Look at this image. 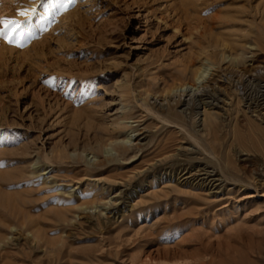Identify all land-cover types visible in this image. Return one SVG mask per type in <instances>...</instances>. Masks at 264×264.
Listing matches in <instances>:
<instances>
[{"label": "rangeland", "instance_id": "obj_1", "mask_svg": "<svg viewBox=\"0 0 264 264\" xmlns=\"http://www.w3.org/2000/svg\"><path fill=\"white\" fill-rule=\"evenodd\" d=\"M0 17L31 33L0 39V264H264V0Z\"/></svg>", "mask_w": 264, "mask_h": 264}, {"label": "bare ground", "instance_id": "obj_2", "mask_svg": "<svg viewBox=\"0 0 264 264\" xmlns=\"http://www.w3.org/2000/svg\"><path fill=\"white\" fill-rule=\"evenodd\" d=\"M226 58H229V61L228 62H231V64H232V66H234L233 64H235V62H234V60H236V58L234 59V58H230V56H225L224 57V54L222 55V60H225ZM205 60H208V59H205ZM239 60V59H238ZM230 64V63H229ZM236 65V64H235ZM237 66V65H236ZM194 69V68H193ZM192 72V75L194 76V80H195V83H196V86L197 87H195L194 85H191L190 86V89H189V91H187V92H183L182 94H183V96L184 97H187V96H193L194 97V99H196L197 101H199V100H201L202 99V96H207V94H201L202 93V90L204 89H202V90H198V88L201 86H203V84H201L199 81L201 80V79H203V77H204V75L205 74H207V68L205 67V66H203L202 64H200L197 68H195L194 70H192L191 71ZM211 75V74H210ZM254 80V79H253ZM207 89V88H206ZM262 89V88H261ZM263 89H264V87H263ZM259 91V90H258ZM261 92V91H260ZM264 92V91H263ZM263 92H261L260 93V98H262V97H264V94H263ZM206 93V92H205ZM200 97H201V99H200ZM210 98H211V96H209ZM189 98V97H188ZM255 99V98H254ZM255 101V100H254ZM257 103V102H256ZM255 103V105H257V106H255V108L256 107H259L258 105H259V103H257L256 104ZM254 104V103H253ZM253 104H250V105H253ZM260 106H263L264 107V104H262V105H260ZM263 110H264V108H263ZM118 129V128H117ZM128 138V140L130 139V138H132V137H130V136H128L127 137ZM136 138H134V140H135ZM127 141V140H126ZM114 144H116V143H114ZM130 145V144H129ZM129 145H127V142H122L121 143V146H120V144H119V146H118V144H116V151L117 152H121V153H126V152H128V151H130L129 150V148H131ZM114 146V145H113ZM113 149V148H112ZM118 149V150H117ZM100 151V150H99ZM95 152V151H94ZM111 155V154H110ZM122 155V154H121ZM34 173L35 174H37V175H39V177L42 179L45 175H47L46 174V172H45V170H38V171H34ZM203 175H207L208 176V178L210 177V174H208L207 172H205ZM1 178H0V181L2 182V178H3V176H0ZM4 178H6V177H4ZM207 181V180H206ZM0 182V183H1ZM1 186V185H0ZM2 187V186H1ZM1 187H0V189H1ZM5 193H4V191H3V193L2 192H0V208L1 209H7V208H9L11 205H12V207L11 208H13L14 210H15V206H13V205H17L16 203H15V200H14V197L13 198H11L12 197V195H11V197L9 196V195H7V196H5L4 195ZM17 208H19V207H17ZM18 209H16V211H17ZM83 210V209H82ZM102 210H106V209H102ZM19 211H21L20 209H19ZM18 211V212H19ZM5 212V211H4ZM6 212H10V211H6ZM14 212V211H13ZM8 213H7V215H8ZM16 213V212H15ZM109 213H111V210L110 211H108L107 212V214H109ZM12 214V213H11ZM10 214V215H11ZM0 215H1V213H0ZM15 215V214H14ZM2 217H3V215H2ZM7 217V216H6ZM3 220H6V219H3ZM1 219H0V224H5V222H3V223H1ZM2 231V230H1ZM2 235V234H1ZM3 236V235H2ZM1 237V236H0ZM37 237V236H36ZM3 237H1L0 238V244L2 243V244H5V239L3 238ZM5 238H7V237H5ZM52 246V245H51Z\"/></svg>", "mask_w": 264, "mask_h": 264}, {"label": "snow or ice", "instance_id": "obj_3", "mask_svg": "<svg viewBox=\"0 0 264 264\" xmlns=\"http://www.w3.org/2000/svg\"><path fill=\"white\" fill-rule=\"evenodd\" d=\"M35 2V0H33ZM72 3H75V0H48V6L51 9L67 10V7ZM30 10H23L18 13L20 16H24L26 19L29 17ZM31 33L26 32L21 25L19 20L0 17V39L6 41L8 44H15L20 46L18 41H22L25 37H30Z\"/></svg>", "mask_w": 264, "mask_h": 264}]
</instances>
